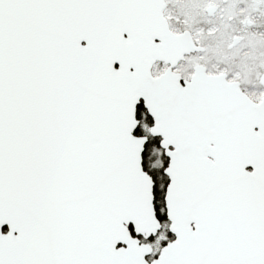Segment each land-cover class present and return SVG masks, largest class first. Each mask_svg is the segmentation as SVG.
I'll use <instances>...</instances> for the list:
<instances>
[{"label": "snow or ice", "instance_id": "1", "mask_svg": "<svg viewBox=\"0 0 264 264\" xmlns=\"http://www.w3.org/2000/svg\"><path fill=\"white\" fill-rule=\"evenodd\" d=\"M0 264H264V0H0Z\"/></svg>", "mask_w": 264, "mask_h": 264}]
</instances>
